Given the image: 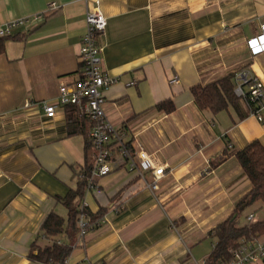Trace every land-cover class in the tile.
I'll list each match as a JSON object with an SVG mask.
<instances>
[{
	"label": "crops",
	"instance_id": "obj_1",
	"mask_svg": "<svg viewBox=\"0 0 264 264\" xmlns=\"http://www.w3.org/2000/svg\"><path fill=\"white\" fill-rule=\"evenodd\" d=\"M96 1L107 18L101 66L119 77L104 91V111L166 170L152 192L115 157L83 199L105 212L103 222L79 234L66 264H204L212 230L251 189L236 153L255 139L264 145V108L262 121L250 113L234 122L233 108L199 109L191 89L241 68L264 84V49L250 46L262 35L264 0H0V24L45 14L0 54V264H43L29 258L31 246L51 212L68 215L60 199L94 161L86 136L68 135L66 107L48 118L43 104L76 79L86 11ZM167 99L172 112L156 107ZM140 167L150 181L149 165ZM250 214L264 220V204L249 207L241 223Z\"/></svg>",
	"mask_w": 264,
	"mask_h": 264
},
{
	"label": "built area",
	"instance_id": "obj_2",
	"mask_svg": "<svg viewBox=\"0 0 264 264\" xmlns=\"http://www.w3.org/2000/svg\"><path fill=\"white\" fill-rule=\"evenodd\" d=\"M49 7L56 9L58 6L56 3H51ZM44 19V13H37L31 17H22L0 24V38L15 35L20 29L27 30L30 25L39 24ZM86 22L87 30L80 49V71L76 74L74 81L61 84L56 102L43 104L44 114L48 118H53L58 107L74 105L77 107L79 116L87 118L91 122L89 139L93 146L94 161L91 163L87 190L98 187L96 180L114 169V159L119 156L129 171L140 175L145 180L148 189L154 192L159 188V181L164 177L166 168L163 165L155 164L144 149H135L131 142L128 144L126 131L116 129L104 111V91L118 82L119 77L110 75L101 66L102 46L100 38L106 32L107 18L100 9L99 1L88 6ZM260 28L262 35L254 39L250 45L255 54L264 49V23L261 24ZM234 81L236 95L243 99L248 97L255 105V109L251 113L255 114L259 121H262L263 82L247 68L236 71ZM177 82L178 77L175 75L172 77L171 83ZM140 163L149 165L150 181L145 178ZM81 207H86V205L83 203ZM253 218V214L247 217L248 220H253ZM85 226L86 214L82 212L80 215V235H84L86 232ZM66 261L67 259L64 262H51L50 264H66ZM250 263H264V236L241 241L240 245L233 251L232 259L219 264Z\"/></svg>",
	"mask_w": 264,
	"mask_h": 264
},
{
	"label": "trees",
	"instance_id": "obj_3",
	"mask_svg": "<svg viewBox=\"0 0 264 264\" xmlns=\"http://www.w3.org/2000/svg\"><path fill=\"white\" fill-rule=\"evenodd\" d=\"M21 39L19 35L0 38V54L5 52V43L8 39ZM235 73H230L207 85H194L191 89L194 101L199 109L217 114L233 108L237 113L234 122L242 120L255 109L254 103L247 97L243 99L235 93ZM68 135L84 134L86 136V156H90L93 149L89 139L91 122L79 116L77 107L66 105ZM161 111L172 112L175 109L171 99H167L156 106ZM130 144V142H128ZM236 157L245 174L251 182V189L236 203L234 211L213 230L215 246L211 255L204 264H219L230 261L233 251L241 241H248L264 236V220H248L241 223V216L256 203L264 204V145L255 139L243 149L237 151ZM91 164L87 162L85 170L80 175L82 179L76 190H70L60 199L67 208L68 215L63 217L57 212H51L42 224V233L31 246L29 258L33 262L50 264L64 262L71 254L74 240L79 236L80 215L86 214V232L94 230L103 222L105 212L101 209L95 213L87 207H81L88 187V178ZM44 241L40 243L39 240Z\"/></svg>",
	"mask_w": 264,
	"mask_h": 264
},
{
	"label": "rangeland",
	"instance_id": "obj_4",
	"mask_svg": "<svg viewBox=\"0 0 264 264\" xmlns=\"http://www.w3.org/2000/svg\"><path fill=\"white\" fill-rule=\"evenodd\" d=\"M67 215H65L64 217H66ZM257 218V217H256ZM258 219H254L253 221H257Z\"/></svg>",
	"mask_w": 264,
	"mask_h": 264
}]
</instances>
